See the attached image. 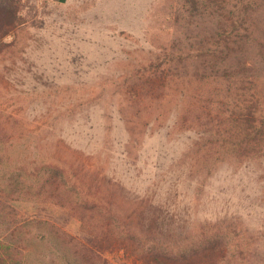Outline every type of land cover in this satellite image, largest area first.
I'll return each instance as SVG.
<instances>
[{
    "label": "rangeland",
    "instance_id": "rangeland-1",
    "mask_svg": "<svg viewBox=\"0 0 264 264\" xmlns=\"http://www.w3.org/2000/svg\"><path fill=\"white\" fill-rule=\"evenodd\" d=\"M251 1L253 63L233 76L195 57L214 23L189 0H0V240L14 264H141L153 213L170 245L214 240L219 264H264V0ZM48 164L64 179L38 193ZM110 222L129 247L94 245Z\"/></svg>",
    "mask_w": 264,
    "mask_h": 264
},
{
    "label": "trees",
    "instance_id": "trees-1",
    "mask_svg": "<svg viewBox=\"0 0 264 264\" xmlns=\"http://www.w3.org/2000/svg\"><path fill=\"white\" fill-rule=\"evenodd\" d=\"M189 1L192 5V12H197L200 15L208 12V16H212V21L214 23L213 27H211V30L208 33L198 37V43L195 45V47H192L191 44L189 45L190 49L192 47V49L196 50L197 53L194 54L195 57L201 58L203 60L202 64H210L213 66L215 69H217L216 72H218V68H225L226 70H231L230 75L238 76L243 73L240 72L243 70V68H247L249 70L253 62L247 48L250 47L252 35L255 31L247 25H244V16L246 15L247 8L253 4L252 1ZM239 5H241V8ZM11 28V23L0 21V48L2 43L1 40L6 34L9 33ZM262 36L263 38L257 40L258 54L256 55H258L262 61H264V33ZM232 59H234L235 65L229 64ZM152 80L153 83H157L156 80H161V78L156 76V79L152 78ZM130 93L132 94L135 92ZM249 112H251V110H249ZM241 118L244 117L238 116L236 120H240ZM253 123L254 122L252 119L248 116L244 118V121H237L238 128L243 130L246 138L252 133L249 130L250 128H253ZM255 135L263 137L264 129H262L261 132L257 130ZM4 159L5 157L0 155V164L1 162L3 163ZM33 171L36 173V175H34L36 176L35 178H38L37 180L40 181V189L38 190V193H42L46 186L55 183L56 180L64 179L62 176V168L55 164L45 165L43 169H37V172L35 170ZM12 175L13 172L10 173L8 178L9 181L13 179ZM0 187L4 188L3 186ZM5 188H7V186ZM9 191L11 192L12 190ZM2 201L3 198L0 197V204ZM95 206V204L86 206V202L81 204V207L86 210H93ZM3 207L10 208L11 206L9 203H4ZM6 213L11 214V211L7 210ZM153 214L147 215V228L145 229L147 232V247L144 251H141L142 253L139 254V260L141 261V264H219V262L225 261L226 253L224 251L223 245L221 243L218 245V243L214 240L210 241V243L204 249H199L196 247H191L189 250L183 249L181 247L180 240L176 241V244L170 245L167 240L168 235L163 237L164 233L169 232V228L166 227V223L163 218L160 217V214ZM112 229H116V233H110ZM102 230H104L103 234H105L106 237L102 241L95 243V246H101V243L105 240H111L113 237L117 236L113 238L112 241H109L111 242V245H119L126 248L129 246L128 244H125L126 239L122 238V236H126L127 239L132 238L133 236L136 238L135 234L127 230L123 223L116 225L115 223L110 222L103 226ZM109 234L112 235L110 239L107 237ZM94 240L95 239H88L90 242ZM141 242L142 239H138L137 242L132 243L138 247ZM95 246L86 247L85 250L94 253L97 250ZM13 249H15V247L12 246L10 242L0 240V264H14L16 260V256L14 258V255H16V253L13 252ZM103 262L104 261H102V264H105Z\"/></svg>",
    "mask_w": 264,
    "mask_h": 264
}]
</instances>
